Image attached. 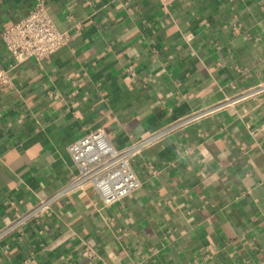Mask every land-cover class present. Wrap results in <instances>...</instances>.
<instances>
[{
	"label": "crops",
	"instance_id": "crops-1",
	"mask_svg": "<svg viewBox=\"0 0 264 264\" xmlns=\"http://www.w3.org/2000/svg\"><path fill=\"white\" fill-rule=\"evenodd\" d=\"M37 0H0V228L77 173L69 145L117 147L225 106L143 151L142 185L104 205L88 187L0 242V264H264V0H46L70 39L15 62L1 33ZM87 253V254H85Z\"/></svg>",
	"mask_w": 264,
	"mask_h": 264
},
{
	"label": "built area",
	"instance_id": "built-area-1",
	"mask_svg": "<svg viewBox=\"0 0 264 264\" xmlns=\"http://www.w3.org/2000/svg\"><path fill=\"white\" fill-rule=\"evenodd\" d=\"M160 2L163 9L168 10L171 0ZM69 39V32L59 29L54 22L47 9L46 0H37L29 15L1 33L2 43L15 62L30 58H49L67 45ZM12 67L4 66L0 62V91L12 88ZM263 90L264 82L242 95H253ZM224 106L225 102H221L195 110L146 133L124 147H117L101 128L89 131L69 145V153L77 167V173L52 196L40 198L27 210H17L11 221L0 228V242L31 222L40 223L49 214L53 202L68 193L92 187L104 205L128 197L143 183L139 171L134 167L137 156L170 134Z\"/></svg>",
	"mask_w": 264,
	"mask_h": 264
}]
</instances>
